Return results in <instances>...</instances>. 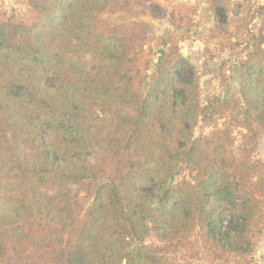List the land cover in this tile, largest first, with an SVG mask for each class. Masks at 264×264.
I'll use <instances>...</instances> for the list:
<instances>
[{
	"label": "trees",
	"instance_id": "16d2710c",
	"mask_svg": "<svg viewBox=\"0 0 264 264\" xmlns=\"http://www.w3.org/2000/svg\"><path fill=\"white\" fill-rule=\"evenodd\" d=\"M23 2L0 9V264H246L264 226L262 35L238 92L211 98L179 50L180 1ZM205 2L230 42L228 0Z\"/></svg>",
	"mask_w": 264,
	"mask_h": 264
},
{
	"label": "rangeland",
	"instance_id": "374dc122",
	"mask_svg": "<svg viewBox=\"0 0 264 264\" xmlns=\"http://www.w3.org/2000/svg\"><path fill=\"white\" fill-rule=\"evenodd\" d=\"M178 1L189 8L191 18L190 25L176 34L180 36L179 50L196 70L202 95L222 99L231 97L238 92V61L250 50L249 44L259 34L262 35L264 49V0H228L230 24L227 28L231 33L230 42V36H220L216 29V16L205 0ZM23 4V0H0V9L15 13L21 18L25 13ZM150 23L157 34L170 30L174 34L176 32L166 20H153ZM234 134L237 138L238 133ZM263 145L261 140L258 146L260 156ZM144 241L149 246L160 245L151 230L146 233ZM245 263L264 264V226L253 254ZM195 264L207 263L195 260Z\"/></svg>",
	"mask_w": 264,
	"mask_h": 264
}]
</instances>
